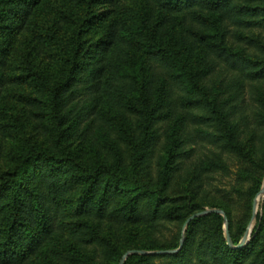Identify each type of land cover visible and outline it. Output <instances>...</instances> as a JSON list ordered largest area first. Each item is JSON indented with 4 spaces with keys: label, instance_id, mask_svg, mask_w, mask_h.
Listing matches in <instances>:
<instances>
[{
    "label": "trees",
    "instance_id": "obj_1",
    "mask_svg": "<svg viewBox=\"0 0 264 264\" xmlns=\"http://www.w3.org/2000/svg\"><path fill=\"white\" fill-rule=\"evenodd\" d=\"M120 1L63 0L68 9L55 13L46 0H0V264H119L131 250L145 254L125 264H264V217L236 248L252 194L244 225L236 232L229 220L233 247L220 214L191 219L205 208L185 210L167 195L189 122L213 128L223 149H244L253 125L246 82L254 84L253 126L264 131V42L250 39L252 52L230 45L232 26L264 28V0ZM20 39L18 74H10ZM221 67L237 75L227 93L209 79ZM165 130L166 178L155 184L144 174ZM249 162L261 173L258 194L264 136ZM187 219L182 245L158 237L163 225ZM123 240L135 248L122 250ZM169 250L177 252L157 254Z\"/></svg>",
    "mask_w": 264,
    "mask_h": 264
},
{
    "label": "rangeland",
    "instance_id": "obj_2",
    "mask_svg": "<svg viewBox=\"0 0 264 264\" xmlns=\"http://www.w3.org/2000/svg\"><path fill=\"white\" fill-rule=\"evenodd\" d=\"M128 1L121 0V7L129 8L132 3ZM46 4L49 8H51L50 10L55 13L58 9H68V7L63 3V0H46ZM98 5H100V3ZM230 30L232 35L230 38V45L234 48L233 51L244 50L246 52H252L253 45L251 44L250 39L258 38L264 42V28H254L252 30L243 31L237 30L236 27L232 26ZM98 38V36L92 37V42L93 40H98ZM23 50L24 41L20 39L14 48L13 55L11 57L12 59L10 60L11 62L8 68V72L10 74H14V72L18 74V67L21 63L19 62V55ZM45 64H52V62L51 60H46ZM15 67H17V69L13 72ZM223 68L226 69L225 67ZM223 68L221 67L216 73L215 70H213L209 79L216 90L227 93L230 90H233L232 85L238 80L236 79L237 75L234 72L230 70L228 72ZM262 86L264 85L262 84ZM251 87H254V84H251L250 82H246L241 87V98L243 99L245 114L251 119V124L256 125L253 117V110L256 106V102L253 99ZM13 93L14 91L11 87L8 92L4 93L1 100V104L3 106L7 108L13 107ZM43 124H47V122L44 120ZM253 125L251 130L248 131V135L245 137L246 144L244 145V149L241 151L231 148L223 149L220 144L215 143L212 138L215 134L213 128L209 127L207 124H198L197 122L192 121L189 122V130L192 133L191 139L190 142L185 145L184 155L180 159V170L172 176L170 180L171 186L169 187L167 193L170 198L174 199L177 205L183 207L185 210L190 209L191 207L193 209L204 207V210L194 214L199 215L195 219L204 217L202 213L206 211H221L222 213H220V215L224 219L226 239L227 231L229 233L230 228L229 220L231 221L232 228L236 232L240 229V227H242V225H244L245 222H243V219L246 214L243 205L245 203H250V195L252 194V218L248 223L247 231L239 243L240 245L244 240H246L245 246L251 240V234L257 226L258 217H264V193L261 194L264 185V178L261 181V189L257 194V179L260 177L261 173L258 170H256V172H250L248 170L250 167L249 158L253 142H256L257 144L264 136V131H262L263 128L261 126H257L262 129L260 130L255 128ZM34 127L35 123L30 124L29 129L27 128L26 130L30 136L34 135ZM41 134L47 135V131H41ZM162 135L160 144L157 147V153L151 160L150 165L147 167L144 174V176L146 175L147 177H151L150 180L155 184L160 182V176H162L163 179L166 178V174H164L165 160L163 159V155L164 150L168 149L171 143L169 142L167 136V130H165ZM128 151V148H126L127 154ZM214 206L224 207L226 212L224 210L214 208ZM188 223L187 219V221H182L181 223L165 224L162 226V229H160V235L158 236L157 234V236L160 237L164 243L172 242L173 246H175L176 243L181 245L184 241ZM201 236L202 233L200 232L199 237ZM118 243L121 247H123L121 248L122 250H128V247L135 248L136 246V244H133L131 240L129 246L126 245L125 240L118 241ZM131 251H126L123 254L119 264L122 263L125 255ZM176 252L177 250H169L159 252V254L173 255ZM126 260L123 264H125Z\"/></svg>",
    "mask_w": 264,
    "mask_h": 264
},
{
    "label": "water",
    "instance_id": "obj_3",
    "mask_svg": "<svg viewBox=\"0 0 264 264\" xmlns=\"http://www.w3.org/2000/svg\"><path fill=\"white\" fill-rule=\"evenodd\" d=\"M264 193V185H263V189H262V191H261V194H263ZM210 213H218V214H220V213H222L221 211H219V210H213V211H206V212H203L202 214H203V216H205V215H208V214H210ZM199 215H194L191 219H194V218H196V217H198ZM190 219V220H191ZM227 242H228V245L229 246H231V247H233L232 246V241H231V238H230V235H229V233H228V231H227ZM245 244H246V240H244L240 245H238L236 248H242V247H244L245 246ZM182 245V244H181ZM145 254V252H136V251H131V252H129V253H127L126 255H125V257L123 258V261H122V263L121 264H123L124 263V261L126 260V258L128 257V256H130V255H132V254ZM157 254H159V253H157Z\"/></svg>",
    "mask_w": 264,
    "mask_h": 264
}]
</instances>
